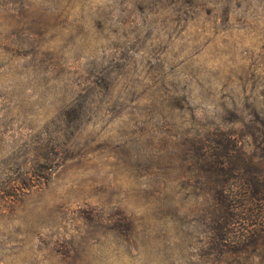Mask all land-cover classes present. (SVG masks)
<instances>
[{"label":"clouds","instance_id":"obj_1","mask_svg":"<svg viewBox=\"0 0 264 264\" xmlns=\"http://www.w3.org/2000/svg\"><path fill=\"white\" fill-rule=\"evenodd\" d=\"M36 9L61 22L45 49L76 40L58 63L41 64L43 50L33 58L20 45L36 34L14 29ZM101 85L110 95L98 100L97 115L74 131L55 127L66 89L83 98ZM169 95L175 112L149 114ZM262 109L264 0H0V264H212L220 244L211 221L196 230L191 215L184 225L157 219L154 198L142 197L171 183L159 157L175 145L242 128L225 122L232 112L264 119ZM73 140L84 150L69 154ZM121 145L134 148L138 175L118 171ZM105 187L118 194L102 199ZM232 264H264V247Z\"/></svg>","mask_w":264,"mask_h":264},{"label":"rangeland","instance_id":"obj_2","mask_svg":"<svg viewBox=\"0 0 264 264\" xmlns=\"http://www.w3.org/2000/svg\"><path fill=\"white\" fill-rule=\"evenodd\" d=\"M13 20L14 18L5 17V23H11ZM16 23L20 24L21 22L16 21ZM60 23L58 17L49 15L45 10L36 9L35 11L23 14L22 26L14 30L20 32L27 30L30 33L36 34V38L33 40L24 37L20 41V45L23 47L27 44V52H30L33 58L40 55L43 50L41 64H44L45 61L58 63L63 58V48H67L69 44L74 48L78 47L75 38L70 36L64 42L60 52L48 51L44 48L50 40L48 33L56 29ZM73 31L79 34L82 29L77 25ZM125 68L126 65H121L119 72L123 73ZM96 69V62H91L89 71L92 72ZM103 75L111 87L114 79L111 73L103 72ZM97 79H99V74H97ZM108 95H110V91H106L102 85L98 87L90 86L87 96L83 98L79 94L69 92L66 89L65 94L60 98V103L56 110L55 127L64 132L82 128L91 116L97 115L98 100ZM174 100L175 96L172 95L156 98L151 105V112L149 114L163 110H167L169 114H172L175 112L173 106ZM116 107V105H113L114 114H118L115 112ZM230 111V109L225 107L224 111L217 115L221 120H224ZM261 111L264 112V109ZM66 113L69 115H66ZM249 115H252V113H249ZM262 121L264 119H261L259 115H255L252 121H247L241 113L232 112L225 122L234 125L242 124V128H231L228 131L218 129L201 141H186L183 145H175L176 150L174 153L168 154V159L163 156L159 157L161 171L171 177V183H166L164 187L161 186L163 188L158 189L156 193L147 194L142 197L146 201H151L154 198L155 207L153 215L157 219L170 218L174 223H178L179 225L191 224V220L188 218L191 215L196 220V224L193 225V228L196 230H203L207 227L208 222L211 221L210 228L213 240H217L220 236L218 235L217 227L214 228V221L215 219H219V212H217V205L214 199V197H217L213 189L217 187L218 183L220 184L223 176L218 172L214 174L211 171V173L210 166H255L254 163H257L259 156H261L260 152L256 149V142L257 140L259 142L262 136L261 133H258L257 129L261 126L260 122ZM254 132L257 138L252 137ZM84 148L85 144H81L78 140H73L65 145V149L69 154L77 150L82 151ZM239 149L242 151L239 152ZM116 154L120 161L118 171L121 174L127 173L132 176L140 173L141 161L136 158L134 148L131 145H121ZM173 156L175 157L174 159ZM183 156H187L188 159L185 161L182 159ZM262 162H264V159ZM80 166L86 167L83 162H81ZM177 166H179L178 173ZM232 176H236L235 170L229 175L230 180ZM96 178V176L91 177L93 181ZM39 179L42 183L43 177ZM103 179L106 180V177ZM233 182L236 183L238 180H233ZM32 183H35V180ZM21 190L22 187H17L13 195H16ZM97 194L102 199L110 200L112 195L118 193L116 190L105 187L97 189ZM201 196L204 197L203 204L199 201ZM177 197H179V201H177ZM177 204L187 208L188 214L177 215L179 212ZM246 255L253 254H215L213 251L210 258L213 259L212 264H232L234 258ZM204 264H209L208 260H205Z\"/></svg>","mask_w":264,"mask_h":264},{"label":"trees","instance_id":"obj_3","mask_svg":"<svg viewBox=\"0 0 264 264\" xmlns=\"http://www.w3.org/2000/svg\"><path fill=\"white\" fill-rule=\"evenodd\" d=\"M260 125L257 129L262 136L256 142V149L261 156L254 163L255 166H210V172H218L223 176L220 184L213 189L219 212V219L214 221V228L217 227L218 231L214 230L220 236L217 239L220 246L214 251L215 254L256 255L257 249L264 247V121ZM253 136L256 137L255 132ZM234 170L236 176L230 180L229 175ZM236 179L238 182L234 183ZM234 234L242 238L243 243H230Z\"/></svg>","mask_w":264,"mask_h":264}]
</instances>
